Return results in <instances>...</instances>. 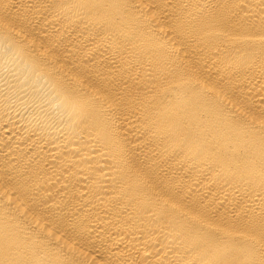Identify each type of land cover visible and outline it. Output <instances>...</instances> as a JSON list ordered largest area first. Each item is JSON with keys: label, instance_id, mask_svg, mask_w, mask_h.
<instances>
[{"label": "bare ground", "instance_id": "bare-ground-1", "mask_svg": "<svg viewBox=\"0 0 264 264\" xmlns=\"http://www.w3.org/2000/svg\"><path fill=\"white\" fill-rule=\"evenodd\" d=\"M0 264H264V0H0Z\"/></svg>", "mask_w": 264, "mask_h": 264}]
</instances>
